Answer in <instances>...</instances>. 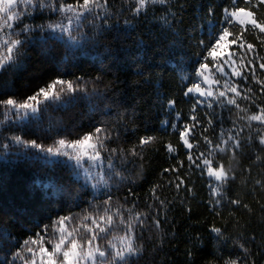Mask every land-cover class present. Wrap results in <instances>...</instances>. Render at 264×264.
<instances>
[{
  "label": "trees",
  "instance_id": "trees-1",
  "mask_svg": "<svg viewBox=\"0 0 264 264\" xmlns=\"http://www.w3.org/2000/svg\"><path fill=\"white\" fill-rule=\"evenodd\" d=\"M231 2L168 0L163 5L149 4L146 11L134 15L130 10L135 6L134 0H109L107 23L97 21V27L86 26L84 31L90 39L82 48L75 49L70 60L65 59L62 42L49 40L45 45L43 34L36 32L32 45L27 46V56L21 57L16 66L0 72V99L7 98L4 95L7 93L23 101L58 71L68 73L65 79L81 76L84 81H95L87 84L88 91L93 88L99 91V95L74 104L49 108L39 121L23 122L7 131L0 128L4 136L38 138L47 146L57 138L59 129L83 134L94 125L105 124L113 130L109 147L127 150L137 145L142 136L155 138L142 149V159L133 158L135 166L127 165L124 172L130 177L127 185L119 189L112 187L114 200L127 196L129 204L136 201L139 210L149 213L148 226L142 240L138 241L143 251L135 258L137 264H223L239 251L234 241H247L251 237L255 240L246 246L251 249L255 264H264V209H261L264 190L260 187L253 190L256 180H264V165L253 163L252 148L242 147L235 158L231 154L223 155L225 167H230L236 178L229 183L222 205L214 207L210 203L213 197L209 178L189 168L183 146L172 156L164 147L169 142L179 144L178 131L172 129L171 122L181 126L191 115L194 103L193 97L184 96L191 80L182 81L181 77L194 76L197 53L203 51L197 46L198 41L207 42L208 29L219 28L223 9ZM240 5L243 6V0ZM210 7L215 9L214 17L208 16ZM259 12L264 17V8ZM46 17L47 14L44 19L37 14L36 19L24 18V22L46 23ZM209 19L213 25L207 24ZM248 39L254 42L255 34L249 33ZM261 54L264 55V50ZM169 99L176 101L174 110L167 107ZM176 112L182 114L179 121L175 119ZM215 112L221 110L215 109ZM196 115L201 123L192 137L194 143L199 142L194 152L205 150L201 133L215 142L220 132V121L214 118L213 110L198 107ZM223 117V127H231L232 120L236 119L235 110L231 115L223 112ZM209 118L214 119L212 126L208 125ZM164 121L170 123L163 125ZM50 124L53 130L48 131ZM204 128H208L206 133ZM247 136L245 130L243 137ZM23 151L34 152L32 149ZM178 160L184 161L180 175L192 189L191 193L187 188L178 192L174 185H169L176 173L163 172ZM37 180L39 184L35 183ZM53 184L63 185L67 192H57L51 187ZM153 185L160 186L157 195L164 201L163 207L151 195ZM78 187V184L67 183L63 165L47 164L44 159H27L20 146H14L0 158V226L23 240L37 231V224L49 223V217L66 215L69 210L79 213L84 204L76 207L72 202ZM129 187L133 195H129ZM79 196L87 202L94 196L100 197V193H93L89 188ZM237 198L242 201L239 207L229 203ZM149 204L155 207L148 209ZM243 204H248L251 212ZM153 216L161 221L159 229L152 223ZM213 226L223 230L224 239L215 238L210 231Z\"/></svg>",
  "mask_w": 264,
  "mask_h": 264
},
{
  "label": "snow or ice",
  "instance_id": "snow-or-ice-1",
  "mask_svg": "<svg viewBox=\"0 0 264 264\" xmlns=\"http://www.w3.org/2000/svg\"><path fill=\"white\" fill-rule=\"evenodd\" d=\"M166 3L168 0H134L135 6L130 10L138 15L146 11L149 4ZM108 8L109 0H0V72L16 66L21 57L27 56V46L32 45L36 32L43 34L45 45L49 40L62 42L66 49L65 59L70 60L75 49L82 48L90 39L85 27H97V21L107 23ZM261 8H264V0H243V6L240 0H232L231 5L223 9L219 28L208 29L207 42L204 39L198 41L197 46L203 51L197 53L194 76L181 77L182 81L191 80L184 90L185 97L194 98L191 115L181 126L171 122L172 129L178 131L179 144L169 142L164 145L170 156L177 155L182 145L189 168L209 177L213 197L210 203L214 207L222 205L229 183L236 178L232 169L225 167L223 155L231 154L235 158L242 147L247 146L255 155L253 163L264 165V155H261L264 153V55L261 54L264 50V17L260 15ZM37 14L42 19L47 14V22H24V18L36 19ZM208 16H215L214 8L208 9ZM207 24L213 25L212 19ZM236 26H239L238 31ZM249 33L255 34L254 42L248 39ZM65 75L68 73L58 71L54 78L40 85L23 101L5 93L7 98L0 99V128L7 131L23 122L39 121L49 108L99 95L97 89L89 92L87 88V84L95 81H84L81 76L65 79ZM175 104L174 99H169L168 109L174 110ZM198 107L213 110L214 118L220 121V132L215 142L201 133L205 150L194 152L199 148V142L194 143L192 139L195 128L201 123L196 115ZM215 109L221 112L216 113ZM233 110L236 119L225 129L223 112L231 115ZM181 115L176 112L175 119L179 121ZM162 123L168 125L170 122ZM213 124L214 119L209 118L208 125ZM51 130L50 124L48 131ZM245 130L248 131L246 138L243 137ZM207 131L208 128H204V133ZM154 140L152 136H142L137 145L127 150L109 147L113 142V130L105 124L94 125L83 134L59 129L57 138L47 146L38 138L26 139L16 134L4 136L0 132V158L14 146H20L27 159H44L47 164L63 165L67 183L79 185L72 202L76 207L84 204L79 213L69 210L66 215L49 217V223L37 224V231L23 240L0 226V264H137L135 258L143 251L138 241L142 240V233L148 226L149 213L139 210L136 201L129 204L127 196L123 200H114L112 187L119 189L127 185L130 179L124 175L127 165L135 166L133 158L142 159V149ZM27 149L34 152L23 151ZM54 157L59 159H51ZM183 167L184 161L178 160L176 165L163 172L176 173L175 180H170L169 185H174L178 192L187 188L191 193L192 189L180 175ZM51 187L57 192H67L63 185ZM159 187L153 185L150 192L154 201L163 207L164 201L157 195ZM256 187L264 190V180H256L253 190ZM89 188L100 193V197L94 196L84 202L79 193H87ZM128 191L133 195L131 187ZM229 203L239 207L242 201L237 198ZM154 207L155 204L148 205V209ZM243 207L251 212L248 204ZM152 223L156 229L161 226L157 216L152 217ZM210 231L217 239L225 238L220 227L213 226ZM254 240L255 237L234 241V247L239 251L223 264H255L251 249L246 246Z\"/></svg>",
  "mask_w": 264,
  "mask_h": 264
},
{
  "label": "rangeland",
  "instance_id": "rangeland-1",
  "mask_svg": "<svg viewBox=\"0 0 264 264\" xmlns=\"http://www.w3.org/2000/svg\"><path fill=\"white\" fill-rule=\"evenodd\" d=\"M51 159H59V158H51ZM207 177V176H206ZM207 178H209V177H207ZM90 190L93 192V193H97V192H95L94 190H92L91 188H90Z\"/></svg>",
  "mask_w": 264,
  "mask_h": 264
}]
</instances>
